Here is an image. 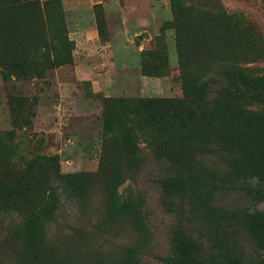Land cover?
<instances>
[{
	"label": "rangeland",
	"instance_id": "rangeland-1",
	"mask_svg": "<svg viewBox=\"0 0 264 264\" xmlns=\"http://www.w3.org/2000/svg\"><path fill=\"white\" fill-rule=\"evenodd\" d=\"M225 75L244 99L235 134L264 151V0H0V180L50 173L47 157L60 175L94 173L117 150L110 177L143 224L135 230L128 212L107 221L101 181L73 197L52 180L23 193L18 211L0 200V264H119L128 250L139 264H172L174 247H222L236 233L251 246L234 217L252 206L245 184L205 163L206 184L162 200L171 167L143 140L131 161L119 144L128 120L117 100L181 98L186 86L207 94ZM24 217H42V263Z\"/></svg>",
	"mask_w": 264,
	"mask_h": 264
},
{
	"label": "trees",
	"instance_id": "trees-1",
	"mask_svg": "<svg viewBox=\"0 0 264 264\" xmlns=\"http://www.w3.org/2000/svg\"><path fill=\"white\" fill-rule=\"evenodd\" d=\"M181 68L184 69V65ZM142 74L158 76L157 72L152 74L145 70ZM224 79L217 88L214 87L215 89L208 91L207 94L194 92L186 86L181 98L138 100L126 98L116 101L121 105L120 110L124 112V118L128 120L127 129L119 143L125 150L126 161L135 159L139 152L136 141L143 140L153 155L166 162L172 169L171 173L161 174L158 180L163 193L162 200L176 197L188 187L199 189L203 182L206 184L207 164L222 167L236 181L245 184L247 193L251 196L249 200L252 206L237 209L234 216L241 217L236 220L250 230L249 236L254 237L255 241L250 243L251 246L242 245L241 240L236 237L237 233L227 238L226 244L222 247L211 246L206 250L203 242H198L190 248L189 246L183 248L181 245L171 251L173 254L171 258L174 261L172 264H264V211L255 209L258 204H264V151L252 150L255 143L254 135L239 141V133L235 134V127L242 118H245L244 112L239 109L244 99L243 96L233 93L236 87L229 76L225 75ZM251 115L246 117L249 119ZM118 147V144H114L113 148ZM114 152L111 162L104 158L105 162L94 173L60 175L55 158L47 157L46 165L51 168L50 173L28 178L18 177L14 179L16 183L14 187L0 180V200L13 203L12 209L18 211L21 209V201L24 200L23 193L29 194L32 190L37 192L43 187L40 185L50 184L52 180L61 184L60 190L63 193L66 192L73 197H84L88 187L101 181L103 184L99 185L106 196L107 221L128 212L132 216L127 217L129 222L135 230H139L143 226L139 214L132 213L127 202H120L116 189V179L120 175L110 177L115 171H109L110 166L115 165L119 156L117 150ZM123 161L125 162L124 159ZM1 176L0 174V179H5ZM45 204V207H41L42 213L48 214L53 208L50 201ZM195 212L196 210L190 214L193 215ZM178 217L186 216L182 211L178 213ZM41 218L24 217L28 233L26 245L32 248L33 253L30 255L38 263L41 262L39 255L43 250L42 243L45 242L46 235L44 224L40 222ZM229 240L233 243L230 244ZM126 254L128 255L125 260L119 264H139L135 251L128 250ZM41 259L45 260L43 257Z\"/></svg>",
	"mask_w": 264,
	"mask_h": 264
}]
</instances>
